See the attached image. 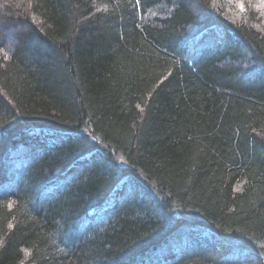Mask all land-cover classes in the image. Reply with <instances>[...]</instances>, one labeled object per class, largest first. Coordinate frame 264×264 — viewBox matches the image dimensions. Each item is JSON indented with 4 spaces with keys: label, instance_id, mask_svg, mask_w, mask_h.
<instances>
[{
    "label": "trees",
    "instance_id": "obj_1",
    "mask_svg": "<svg viewBox=\"0 0 264 264\" xmlns=\"http://www.w3.org/2000/svg\"><path fill=\"white\" fill-rule=\"evenodd\" d=\"M0 264H264V34L0 0Z\"/></svg>",
    "mask_w": 264,
    "mask_h": 264
},
{
    "label": "rangeland",
    "instance_id": "obj_2",
    "mask_svg": "<svg viewBox=\"0 0 264 264\" xmlns=\"http://www.w3.org/2000/svg\"><path fill=\"white\" fill-rule=\"evenodd\" d=\"M211 7L221 9L229 21L244 24L264 34V0H206ZM243 6V7H241ZM9 50L13 40L8 41Z\"/></svg>",
    "mask_w": 264,
    "mask_h": 264
},
{
    "label": "snow or ice",
    "instance_id": "obj_3",
    "mask_svg": "<svg viewBox=\"0 0 264 264\" xmlns=\"http://www.w3.org/2000/svg\"><path fill=\"white\" fill-rule=\"evenodd\" d=\"M241 7H243V6H241Z\"/></svg>",
    "mask_w": 264,
    "mask_h": 264
}]
</instances>
